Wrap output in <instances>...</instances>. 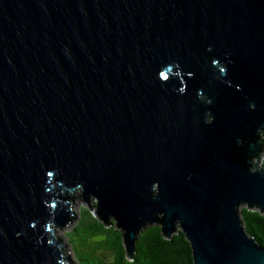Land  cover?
Returning <instances> with one entry per match:
<instances>
[{"label": "water", "instance_id": "1", "mask_svg": "<svg viewBox=\"0 0 264 264\" xmlns=\"http://www.w3.org/2000/svg\"><path fill=\"white\" fill-rule=\"evenodd\" d=\"M263 128L264 0H0V264H73L70 192L128 260L157 224L264 264Z\"/></svg>", "mask_w": 264, "mask_h": 264}, {"label": "trees", "instance_id": "2", "mask_svg": "<svg viewBox=\"0 0 264 264\" xmlns=\"http://www.w3.org/2000/svg\"><path fill=\"white\" fill-rule=\"evenodd\" d=\"M264 153V128L259 132L258 141ZM264 168V155L261 162ZM69 195L73 212L69 223L62 229L69 228V241L72 244L74 257L80 264H193L191 248L182 232L165 239L159 226L151 224L143 228L135 240L133 258L128 260L122 241V233L116 228L113 220L104 223L88 208L82 207L78 215L73 209L82 195ZM244 228L250 237L264 247V214L259 211L240 207ZM61 240L65 247L64 240ZM66 260H68L65 255ZM69 261V260H68Z\"/></svg>", "mask_w": 264, "mask_h": 264}, {"label": "rangeland", "instance_id": "3", "mask_svg": "<svg viewBox=\"0 0 264 264\" xmlns=\"http://www.w3.org/2000/svg\"><path fill=\"white\" fill-rule=\"evenodd\" d=\"M263 155L264 153L260 156V159H261V162H262V159H263ZM260 166V165H259ZM94 205H95V199L94 198H90L89 199V208L87 207V205H85L83 202H78V204L75 206V211L76 213H78V215L81 213V209L82 207H85V208H88L90 211L94 212ZM69 231H70V227L69 228H65V229H62V228H58V229H55V235L61 239L64 240V243L68 249V253H69V256H70V259L72 261L73 264H80L78 262V260L76 259V257H74V253H73V248H72V244L69 241Z\"/></svg>", "mask_w": 264, "mask_h": 264}]
</instances>
